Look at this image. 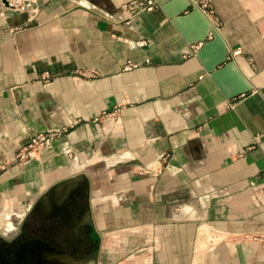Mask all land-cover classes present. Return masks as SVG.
<instances>
[{"label": "crops", "instance_id": "obj_1", "mask_svg": "<svg viewBox=\"0 0 264 264\" xmlns=\"http://www.w3.org/2000/svg\"><path fill=\"white\" fill-rule=\"evenodd\" d=\"M127 1L0 2V200L83 182L96 264H264V0H208L209 34L189 0Z\"/></svg>", "mask_w": 264, "mask_h": 264}, {"label": "flooded vegetation", "instance_id": "obj_2", "mask_svg": "<svg viewBox=\"0 0 264 264\" xmlns=\"http://www.w3.org/2000/svg\"><path fill=\"white\" fill-rule=\"evenodd\" d=\"M60 187L22 203L17 214L0 215V264L95 263L98 235L87 216V188L81 181Z\"/></svg>", "mask_w": 264, "mask_h": 264}, {"label": "built area", "instance_id": "obj_3", "mask_svg": "<svg viewBox=\"0 0 264 264\" xmlns=\"http://www.w3.org/2000/svg\"><path fill=\"white\" fill-rule=\"evenodd\" d=\"M37 0H5L6 5L16 10L20 11H28L34 13L36 10V3ZM189 2L196 6L210 21L211 27L208 31V34L212 32V30H216L217 26L214 24L213 20L211 19V8L209 6L208 0H189ZM156 5L155 0H129L127 2L121 3L119 5V9L125 14V17H131L136 13L143 11V10H150ZM136 45L141 46L145 44V40L143 38H139L135 41ZM197 44H190V50H194ZM137 63L130 61L127 59L123 65V69H129L134 67ZM43 78L48 77L47 72L42 73ZM103 114V113H102ZM101 114L94 116V119H98ZM74 121H66L63 123L58 129H46L44 131L37 132L33 135H30L28 140L19 145L16 149L14 154L15 161L19 163L29 158L33 155L35 151L42 150L43 148L47 147L52 139L56 138V136L61 132L66 130L67 126L73 124ZM260 174L264 176V169L260 171ZM264 187V180L262 182Z\"/></svg>", "mask_w": 264, "mask_h": 264}, {"label": "rangeland", "instance_id": "obj_4", "mask_svg": "<svg viewBox=\"0 0 264 264\" xmlns=\"http://www.w3.org/2000/svg\"><path fill=\"white\" fill-rule=\"evenodd\" d=\"M39 151H40V150H39ZM35 152H38V151H35ZM35 152H34V153H35ZM29 158H30V157H29ZM27 159H28V158H26L25 160H27ZM25 160H23L22 162H24ZM15 162H16V164H21V163H22V162L19 163L18 161H15ZM18 200H19V199H18ZM10 203H12V201H11ZM12 204H13V203H12ZM16 204H17L16 207H18V208H17L15 214H17V213L19 212V210H20V209H19V208H20V204H22V203L18 201ZM7 205H8V204H7V202H6L5 200H4V201H1V200H0V215H2V216L5 215V216H7V215L9 214V213H7V212H8V211H7V209H8V208H7ZM12 215H13V214H11V216H12ZM11 216H10V217H11ZM77 263H78V264H81V262H77ZM94 264H96V262H95Z\"/></svg>", "mask_w": 264, "mask_h": 264}, {"label": "water", "instance_id": "obj_5", "mask_svg": "<svg viewBox=\"0 0 264 264\" xmlns=\"http://www.w3.org/2000/svg\"><path fill=\"white\" fill-rule=\"evenodd\" d=\"M0 2H1L3 5H6L5 0H0Z\"/></svg>", "mask_w": 264, "mask_h": 264}, {"label": "bare ground", "instance_id": "obj_6", "mask_svg": "<svg viewBox=\"0 0 264 264\" xmlns=\"http://www.w3.org/2000/svg\"><path fill=\"white\" fill-rule=\"evenodd\" d=\"M65 190V189H64ZM72 211V210H71ZM71 215H73V214H71ZM72 218V217H71ZM72 220V219H71ZM46 249V248H45ZM47 250V249H46ZM80 255V254H79ZM25 258V257H24ZM43 262H44V260H43ZM41 264V263H40ZM81 264H83L82 262H81Z\"/></svg>", "mask_w": 264, "mask_h": 264}]
</instances>
